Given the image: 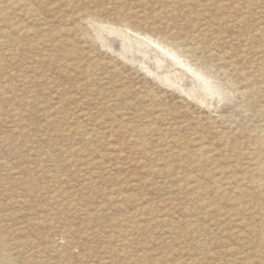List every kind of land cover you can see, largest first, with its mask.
<instances>
[{
	"label": "rangeland",
	"instance_id": "obj_1",
	"mask_svg": "<svg viewBox=\"0 0 264 264\" xmlns=\"http://www.w3.org/2000/svg\"><path fill=\"white\" fill-rule=\"evenodd\" d=\"M0 264H264V0H0Z\"/></svg>",
	"mask_w": 264,
	"mask_h": 264
},
{
	"label": "bare ground",
	"instance_id": "obj_2",
	"mask_svg": "<svg viewBox=\"0 0 264 264\" xmlns=\"http://www.w3.org/2000/svg\"><path fill=\"white\" fill-rule=\"evenodd\" d=\"M104 33L105 35L103 36H105L104 40L107 48L117 51L121 57H125L126 54L129 57L128 60L132 59L139 64H143L144 68L162 79L161 81L163 83L175 85V87L177 86L181 90L187 86L186 84L188 83L199 86L203 90L210 89L211 82L207 81L202 70L192 68L188 62L180 60L181 54L178 50H174L177 45L179 46L178 43H175V40H172V43L165 42V44L162 45L158 42V38H152L147 34L137 31H135V35H141L143 37L142 40L124 32L121 35H116L114 32L110 31V28L106 29ZM188 49L193 52H197L198 50L193 45H188ZM197 71L199 73H197Z\"/></svg>",
	"mask_w": 264,
	"mask_h": 264
}]
</instances>
